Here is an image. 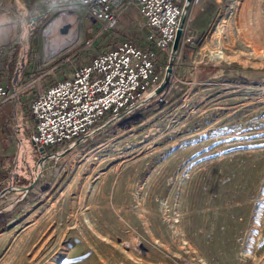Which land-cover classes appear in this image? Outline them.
Wrapping results in <instances>:
<instances>
[{
    "label": "rangeland",
    "instance_id": "374dc122",
    "mask_svg": "<svg viewBox=\"0 0 264 264\" xmlns=\"http://www.w3.org/2000/svg\"><path fill=\"white\" fill-rule=\"evenodd\" d=\"M21 1L27 12L14 11L25 26L0 43V82L11 88L25 60L37 76L23 104L97 53L146 45L134 9L111 33L81 14L71 37H52L49 24L69 3ZM211 10L216 20L197 35L188 16L167 91L62 159L38 168L43 156L29 150L22 161L30 147L22 137L19 151L18 135L34 122L30 108L14 107L18 150L0 157V194L40 177L29 193L0 197V264H264V0H217ZM170 56L158 54L161 80L138 103Z\"/></svg>",
    "mask_w": 264,
    "mask_h": 264
},
{
    "label": "built area",
    "instance_id": "2783aa9c",
    "mask_svg": "<svg viewBox=\"0 0 264 264\" xmlns=\"http://www.w3.org/2000/svg\"><path fill=\"white\" fill-rule=\"evenodd\" d=\"M64 1L69 3L68 7L49 24V28L59 25L58 36L70 35L74 26L77 29L81 14L84 20L100 25L102 32L111 33L132 9L137 11L149 32L145 46L132 40L121 42L110 51L97 53L90 63L75 69L68 78L38 93L31 103L33 129L28 136L25 129L22 136L18 133L19 151L24 137L33 157L43 156L50 148L71 146L103 125L109 115L117 117L137 105L157 86L161 80L158 54L170 53L186 3V0ZM17 2L27 12V4ZM19 12L16 11L20 19L17 22L24 24ZM65 16L69 19L60 22ZM27 68V62L21 59L13 86L8 88L0 82V109L9 102H14L16 109L21 105V95L28 90L22 81Z\"/></svg>",
    "mask_w": 264,
    "mask_h": 264
},
{
    "label": "crops",
    "instance_id": "0c3cea01",
    "mask_svg": "<svg viewBox=\"0 0 264 264\" xmlns=\"http://www.w3.org/2000/svg\"><path fill=\"white\" fill-rule=\"evenodd\" d=\"M217 0H194L189 14L192 34L197 35L203 28L204 22L208 21L213 25L216 16L211 12V7ZM17 0H0V43L9 44L14 40L13 33L16 31L17 13L14 7H17ZM31 99L25 100L22 106L25 110H31ZM16 107L14 102H9L0 109V157L14 156L17 153V138L12 127L13 110ZM34 122V118L31 120Z\"/></svg>",
    "mask_w": 264,
    "mask_h": 264
},
{
    "label": "water",
    "instance_id": "95a60500",
    "mask_svg": "<svg viewBox=\"0 0 264 264\" xmlns=\"http://www.w3.org/2000/svg\"><path fill=\"white\" fill-rule=\"evenodd\" d=\"M193 1L194 0H186V3L183 7V12H182L180 22H179V26H178V30L176 33V38H175L174 43L172 45L169 64L166 68L164 79L162 80L160 85L157 87V89L153 93H151L147 99H145L144 101H142V102L138 103L137 105L131 107L129 110L123 112L121 115L110 119L108 122L104 123L103 125L99 126L96 129H94L92 132L85 135L84 137L78 139L71 146H69L68 149H66L62 153H54L51 155H46L45 152H43V157L40 159V161L38 163V168H43L45 166V164L50 160H53V159L59 160V159L66 157L67 155L72 153L73 150H75L79 145H81L83 142H85L89 138H92L93 136H95V135L101 133L102 131L108 129L110 126H112L115 123H117L118 121L122 120L127 115H129V114L135 112L136 110L140 109L141 107L147 105L153 99L160 97L161 95H163L167 91V89L170 87L171 82H172L175 62L177 61L178 56H179V52H180L181 45H182L183 34L185 32L186 21L188 19L191 7L193 5ZM63 33L66 34L67 30L66 29L63 30ZM39 177L40 176L38 175V178ZM38 178H37V180H38ZM37 180L35 182L31 183L28 187L8 188L0 194V197H3L7 193H13V192L29 193L36 186Z\"/></svg>",
    "mask_w": 264,
    "mask_h": 264
},
{
    "label": "bare ground",
    "instance_id": "6f19581e",
    "mask_svg": "<svg viewBox=\"0 0 264 264\" xmlns=\"http://www.w3.org/2000/svg\"><path fill=\"white\" fill-rule=\"evenodd\" d=\"M67 19H69V18H68L67 16H65L64 19L62 18L60 22L65 23V22L67 21ZM63 21H64V22H63ZM69 22H70V21H69ZM58 27H59L58 24L53 25V26L47 31V34H48L49 36H52V37H53V36H58V35H57V34H58V31H59ZM74 33H75V26H74V29L72 30L71 34L68 35V37H71ZM23 41H24L25 43H27L26 35L23 36ZM59 44H60L61 46L65 47V46L68 45V41H67L66 39H63V40L60 41L59 43L56 42V44H54V47H53V48L59 46ZM24 49H25L24 52H26L27 49H28V45H27L26 48H24ZM50 51L52 52L53 50L50 49ZM150 92H151V91H150ZM148 93H149V92H148ZM22 141H23V140H22ZM23 142H25V141H23ZM23 142H22V143H23ZM22 147H23V148H22L23 150H22V153H21V159H22V161H24V160L27 161V160H28L29 163H30V162L32 161L31 156H30V152H29L30 149H28L25 145H23Z\"/></svg>",
    "mask_w": 264,
    "mask_h": 264
},
{
    "label": "trees",
    "instance_id": "16d2710c",
    "mask_svg": "<svg viewBox=\"0 0 264 264\" xmlns=\"http://www.w3.org/2000/svg\"><path fill=\"white\" fill-rule=\"evenodd\" d=\"M191 47H187V49H186V53H185V55H184V59L185 60H190V54L188 53V51H190L191 52ZM36 76H37V73H36V71L35 72H31L30 71V69L27 71V72H25V74H24V77H23V82H24V84H26V85H29V84H31V83H33V81L36 79ZM111 115H109L108 117H110ZM61 147H55V148H50V149H48L46 152L47 153H52V152H54V151H56V150H58V149H60Z\"/></svg>",
    "mask_w": 264,
    "mask_h": 264
}]
</instances>
